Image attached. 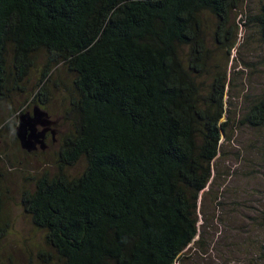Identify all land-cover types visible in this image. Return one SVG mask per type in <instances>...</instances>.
Returning a JSON list of instances; mask_svg holds the SVG:
<instances>
[{
    "label": "trees",
    "instance_id": "obj_1",
    "mask_svg": "<svg viewBox=\"0 0 264 264\" xmlns=\"http://www.w3.org/2000/svg\"><path fill=\"white\" fill-rule=\"evenodd\" d=\"M244 2L0 0V103L23 92L34 70L40 107L55 68L72 77L61 83L70 131L59 173L28 178L34 188L21 195L53 251L40 253L44 264L54 253L61 264H181L199 244L201 197L230 122L222 120L231 80L224 56L210 65L203 18L216 19V41L229 54L239 34L232 14ZM247 21L264 42V6ZM206 75L213 77L208 94ZM242 124L264 127V99ZM3 160L0 154V239L8 226ZM82 161L85 170L69 176ZM259 218L264 227V211ZM256 256L264 264V246Z\"/></svg>",
    "mask_w": 264,
    "mask_h": 264
},
{
    "label": "rangeland",
    "instance_id": "obj_2",
    "mask_svg": "<svg viewBox=\"0 0 264 264\" xmlns=\"http://www.w3.org/2000/svg\"><path fill=\"white\" fill-rule=\"evenodd\" d=\"M263 6L264 0H245L233 12L231 27H239L235 40L238 45L229 54V48L216 41V19L210 14L203 18L210 65L214 64L212 58L224 56L222 67L231 73L225 97L227 115L222 120L230 122L214 162L210 190L201 197L200 242L186 249L181 264H255L256 255L263 253L264 227L259 215L264 211V127L242 124L249 108L264 99V42L258 29L247 21ZM54 71L55 78L44 83L49 97L46 107L34 102L42 91L37 87L40 73L36 70L23 84V92L12 91L7 101L0 103L4 220L8 222L5 236L0 239V264H44L40 253L53 252L45 242V232L35 227L25 213L21 195L25 189L34 188L28 178L45 172L59 173L61 143L70 131L66 120L69 101L61 83L70 85L72 77L60 67ZM200 80L208 94L213 77L206 75ZM54 81L61 86L54 87ZM27 113L36 123L37 133L43 136L32 150L23 149L16 134L21 116ZM84 170L82 161L67 173L77 177ZM54 256L52 264H61L55 253Z\"/></svg>",
    "mask_w": 264,
    "mask_h": 264
},
{
    "label": "water",
    "instance_id": "obj_3",
    "mask_svg": "<svg viewBox=\"0 0 264 264\" xmlns=\"http://www.w3.org/2000/svg\"><path fill=\"white\" fill-rule=\"evenodd\" d=\"M16 134L22 148L25 150H32L36 143H39L43 138L42 135L37 133L36 123L30 113L21 116L20 125L16 130Z\"/></svg>",
    "mask_w": 264,
    "mask_h": 264
},
{
    "label": "clouds",
    "instance_id": "obj_4",
    "mask_svg": "<svg viewBox=\"0 0 264 264\" xmlns=\"http://www.w3.org/2000/svg\"><path fill=\"white\" fill-rule=\"evenodd\" d=\"M14 131V130H13Z\"/></svg>",
    "mask_w": 264,
    "mask_h": 264
}]
</instances>
